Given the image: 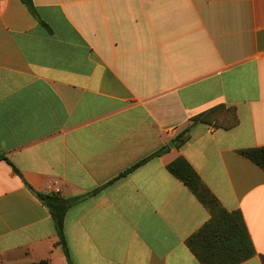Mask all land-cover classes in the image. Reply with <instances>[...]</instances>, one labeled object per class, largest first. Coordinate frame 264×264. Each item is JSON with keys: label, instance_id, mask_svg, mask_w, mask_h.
Returning <instances> with one entry per match:
<instances>
[{"label": "crops", "instance_id": "0c3cea01", "mask_svg": "<svg viewBox=\"0 0 264 264\" xmlns=\"http://www.w3.org/2000/svg\"><path fill=\"white\" fill-rule=\"evenodd\" d=\"M31 1L0 0V264H68L35 193L84 196L73 264H200L186 240L210 215L166 170L178 157L241 214L240 264H264V170L240 155L264 147V0ZM218 106L235 127L186 132Z\"/></svg>", "mask_w": 264, "mask_h": 264}, {"label": "trees", "instance_id": "16d2710c", "mask_svg": "<svg viewBox=\"0 0 264 264\" xmlns=\"http://www.w3.org/2000/svg\"><path fill=\"white\" fill-rule=\"evenodd\" d=\"M20 1L32 15H35L31 0ZM42 25L47 27L44 23ZM196 123L229 130L238 124V119L234 109L218 106L192 117L186 132L189 131L191 125ZM187 138V134L176 136L173 139L174 147H181ZM167 149L157 151L127 172L154 157L160 156ZM240 155L264 170V147L243 150ZM0 159L2 158L0 157ZM13 170L21 177L15 168ZM166 170L187 187L210 215L209 220L186 240V246L200 264H240L252 258L255 251L241 214L237 211H226L184 158H176L166 166ZM27 187L31 189L29 186ZM97 191H93L92 194ZM35 195L41 204L46 207L54 223L58 238L56 246L61 248L68 264H73L64 238V218L69 208L84 199V196L65 199L59 193H35ZM30 264L51 263L49 260H41Z\"/></svg>", "mask_w": 264, "mask_h": 264}, {"label": "water", "instance_id": "95a60500", "mask_svg": "<svg viewBox=\"0 0 264 264\" xmlns=\"http://www.w3.org/2000/svg\"><path fill=\"white\" fill-rule=\"evenodd\" d=\"M169 146H172V143H170Z\"/></svg>", "mask_w": 264, "mask_h": 264}]
</instances>
